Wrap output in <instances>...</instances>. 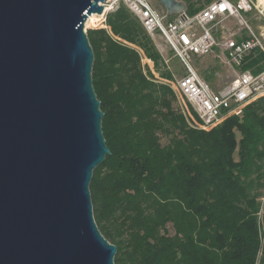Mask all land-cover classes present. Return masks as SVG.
Returning a JSON list of instances; mask_svg holds the SVG:
<instances>
[{
  "label": "trees",
  "instance_id": "trees-1",
  "mask_svg": "<svg viewBox=\"0 0 264 264\" xmlns=\"http://www.w3.org/2000/svg\"><path fill=\"white\" fill-rule=\"evenodd\" d=\"M182 1L193 15L212 0ZM106 26L86 32L110 150L89 190L114 264H264V96L208 130L193 127L142 65L139 51L170 77L138 20L120 5ZM238 69L264 71V54Z\"/></svg>",
  "mask_w": 264,
  "mask_h": 264
},
{
  "label": "water",
  "instance_id": "water-1",
  "mask_svg": "<svg viewBox=\"0 0 264 264\" xmlns=\"http://www.w3.org/2000/svg\"><path fill=\"white\" fill-rule=\"evenodd\" d=\"M105 2L0 0V264H114L89 190L110 150L84 25Z\"/></svg>",
  "mask_w": 264,
  "mask_h": 264
},
{
  "label": "built area",
  "instance_id": "built-area-1",
  "mask_svg": "<svg viewBox=\"0 0 264 264\" xmlns=\"http://www.w3.org/2000/svg\"><path fill=\"white\" fill-rule=\"evenodd\" d=\"M102 5L100 25L103 22L107 28V14L123 5L151 38L159 35L173 52L184 74L157 79L172 89L191 126L208 130L230 115H239L246 104L264 96V71H239L228 83L213 87L191 63L194 56L208 55L216 48L235 68L256 50L264 54V30L256 32L247 20L254 14L264 21V0H212L193 15L185 13L184 18L181 14L169 18L165 9L160 11L151 0H106ZM226 18H237L242 26L239 32L226 34L221 29ZM139 54L143 66L151 64L142 51ZM185 103L196 118L184 107Z\"/></svg>",
  "mask_w": 264,
  "mask_h": 264
},
{
  "label": "rangeland",
  "instance_id": "rangeland-1",
  "mask_svg": "<svg viewBox=\"0 0 264 264\" xmlns=\"http://www.w3.org/2000/svg\"><path fill=\"white\" fill-rule=\"evenodd\" d=\"M153 5L158 8L160 11L164 10L163 6L158 2V0H151ZM247 20L252 27L253 30L256 32H261L264 30V21L256 17L254 14L247 17ZM101 21V18L97 15L91 16L84 25V30L87 32L88 29L92 28H99L104 27V23L95 26V27H88L91 24H98ZM104 25V26H103ZM106 28V27H105ZM242 28L241 24L237 18H226L221 23V29L226 33H237ZM160 56L163 61L164 66L168 70L170 77H161L156 71L154 64L152 61L150 65L145 64V68L147 67L150 72L153 69L154 76L156 78H165L171 79L172 75L181 76L184 74V69L182 68L181 64L175 58L173 52L165 45L162 38L159 35H154L152 38ZM264 42V39L262 40ZM193 67L197 70V72L204 78V74L213 73L212 79L208 81L213 87H220L229 81H231L240 71L238 68L232 67L230 64L225 62L222 54L216 48L210 54L205 56H194L191 61ZM149 66V67H148ZM184 107L187 108L192 114V109L189 104L185 103ZM196 118V116L193 114ZM165 142V140H162Z\"/></svg>",
  "mask_w": 264,
  "mask_h": 264
},
{
  "label": "bare ground",
  "instance_id": "bare-ground-1",
  "mask_svg": "<svg viewBox=\"0 0 264 264\" xmlns=\"http://www.w3.org/2000/svg\"><path fill=\"white\" fill-rule=\"evenodd\" d=\"M93 15H97V16H99L100 18H102V15H101V14H91V15H89V16L87 17L86 21H87L91 16H93ZM86 21H85V23H86Z\"/></svg>",
  "mask_w": 264,
  "mask_h": 264
}]
</instances>
